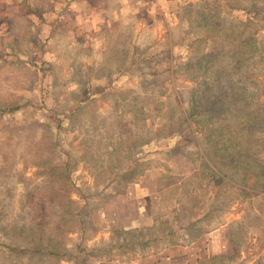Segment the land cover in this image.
Returning <instances> with one entry per match:
<instances>
[{
    "label": "rangeland",
    "instance_id": "rangeland-1",
    "mask_svg": "<svg viewBox=\"0 0 264 264\" xmlns=\"http://www.w3.org/2000/svg\"><path fill=\"white\" fill-rule=\"evenodd\" d=\"M49 4L0 0V264H264V0Z\"/></svg>",
    "mask_w": 264,
    "mask_h": 264
},
{
    "label": "crops",
    "instance_id": "crops-1",
    "mask_svg": "<svg viewBox=\"0 0 264 264\" xmlns=\"http://www.w3.org/2000/svg\"><path fill=\"white\" fill-rule=\"evenodd\" d=\"M49 1H50V4H49V8L47 10L50 11V14L52 15V17L58 16L57 11L53 12L58 7V4H56L57 0H49ZM71 8H73V7H71Z\"/></svg>",
    "mask_w": 264,
    "mask_h": 264
}]
</instances>
